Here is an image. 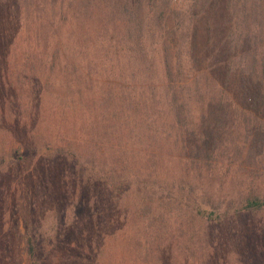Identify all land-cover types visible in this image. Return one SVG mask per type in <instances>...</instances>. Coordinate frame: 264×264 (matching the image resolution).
Segmentation results:
<instances>
[{
	"label": "trees",
	"instance_id": "16d2710c",
	"mask_svg": "<svg viewBox=\"0 0 264 264\" xmlns=\"http://www.w3.org/2000/svg\"><path fill=\"white\" fill-rule=\"evenodd\" d=\"M239 2L0 0V264L258 261L264 52Z\"/></svg>",
	"mask_w": 264,
	"mask_h": 264
},
{
	"label": "rangeland",
	"instance_id": "374dc122",
	"mask_svg": "<svg viewBox=\"0 0 264 264\" xmlns=\"http://www.w3.org/2000/svg\"><path fill=\"white\" fill-rule=\"evenodd\" d=\"M196 1V7L192 6V0H172V3L174 5V7L176 9H179L180 11H187L188 13L192 11V9L194 11H197V6L200 9V5L202 6V11H200V16L202 15V17L206 16L212 20H214V18H219L220 14L222 13L224 7H225V2L226 0H201L199 3V0H195ZM234 0H232L233 2ZM243 3L246 5L245 10L251 9L250 11L252 12L251 16H247V20H246V24L248 29H245L248 31V33L251 36H257V41H256V46L259 47L260 50H263L264 52V0H242ZM242 2H239L235 7L230 4V10L235 9L236 11H234V13H236L238 15V11H240V6L243 4ZM198 4V5H197ZM243 11V12H244ZM210 15L212 17H210ZM236 17L233 18V20H230L228 22V24H223L222 25V30H227L229 27L230 28H235L236 24H239V22H236ZM215 21V20H214ZM211 24H208L209 26L212 25V22H210ZM241 27H245V25L243 23L240 24L239 29H241ZM53 150L51 151H47L44 153V156L47 157V159H53L54 156V152L52 154ZM25 165L27 166V163L25 162ZM30 172L29 169H27V172ZM20 225V222L18 223ZM249 236L250 238L253 240H255V244L261 245L263 246V252L259 253V252H254L253 251V257L258 258V261H255V264H264V215L263 216H257V217H253L251 219V221L249 222ZM225 228L222 227V231ZM20 231H22L20 229ZM225 231V230H224ZM23 247V245H22ZM24 252H23V256L22 259H24Z\"/></svg>",
	"mask_w": 264,
	"mask_h": 264
}]
</instances>
